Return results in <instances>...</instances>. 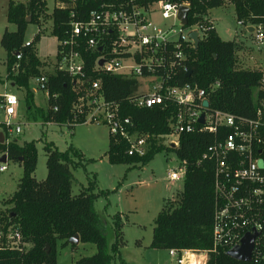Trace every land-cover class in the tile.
I'll list each match as a JSON object with an SVG mask.
<instances>
[{"label":"trees","instance_id":"16d2710c","mask_svg":"<svg viewBox=\"0 0 264 264\" xmlns=\"http://www.w3.org/2000/svg\"><path fill=\"white\" fill-rule=\"evenodd\" d=\"M55 6L50 14L51 34L57 41L66 38L69 31L70 8ZM62 1V0H61ZM189 7L187 26L210 27L204 19L212 9L231 5L237 23L242 27L264 26V0H173ZM85 11L95 7L93 2H82ZM46 13V0H28L27 3H15L10 0L7 6L6 20L15 26L14 32L4 31L0 37V46L6 52L7 80L12 86L26 89L27 109L32 108V94L28 90L30 80L41 77V60L36 56L35 43L40 33L34 35L29 44L25 35L29 24H38V19ZM81 21V0L76 1L75 16ZM212 25V24H211ZM238 45L234 41H223L214 27L205 31L197 47L189 50L185 72L176 76L177 84H189L197 89H207L209 84L219 83V87L209 92L207 101L210 110L222 111L235 116L251 118L255 111V97L260 72L236 68ZM81 54V45L79 47ZM20 54V60L16 55ZM96 53H83L85 58L84 77H70L64 71L54 70L46 76L43 90L47 94L46 109L39 115L45 123L67 126L72 130L81 125V119L74 115L78 100L91 87L93 81H99V93L108 103L118 106L119 116L129 118L138 134L155 137L170 133L169 120L174 114V105H156L138 109L130 102L137 92L138 81L132 77L115 76L100 71H92ZM57 56V55H56ZM18 63V72L13 66ZM132 129V128H130ZM214 141L207 133L184 134L180 136L179 146L175 149L164 148L158 141L152 140L144 157L127 156L126 140L109 137L106 158L109 164L144 165L156 154L165 150L173 152L178 161H185L186 173L183 189L176 204L164 205L158 213L152 230L149 248L154 250H192L205 252L212 248L211 231L213 218V176L214 165L211 160L200 162L207 147ZM0 152L7 160L19 162L23 176L19 180L13 195L5 201L10 205L7 213H2L8 224L18 227L23 241L29 244L25 251L0 252V264H57V241L68 244L69 239L78 236L79 243L92 244L96 248L94 255L83 257L72 264H111L112 255L107 250L104 226L107 224L94 209L96 196L92 186L73 195L74 162L82 155L70 147L65 153L59 152L52 144L44 147L47 174L44 180L37 181L32 176L37 161L34 143L18 146L14 141L0 144ZM21 159V160H20ZM115 242L111 253L123 246L121 223L114 217ZM124 264V263H123ZM207 264H264V262H238L227 255L226 250L208 252Z\"/></svg>","mask_w":264,"mask_h":264},{"label":"built area","instance_id":"2783aa9c","mask_svg":"<svg viewBox=\"0 0 264 264\" xmlns=\"http://www.w3.org/2000/svg\"><path fill=\"white\" fill-rule=\"evenodd\" d=\"M76 1L60 0L56 4L60 9L70 8V21L67 37L58 41L55 69L82 79L86 65L83 53H96L92 71L138 81L137 92L130 101L136 108L174 105L176 110L169 120V134L158 137L138 134L129 118L119 116L118 106L106 102L98 92L99 81H93L87 94L78 100L75 120L82 117L81 125L107 126L111 137L127 141V156L144 157L152 140L164 148L175 149L184 134L207 133L214 138L200 159V162L211 160L214 165L212 248L205 252L171 249L169 256L176 264H192L194 254L202 253L206 257L203 264H207L208 252H228L239 247L246 235H255L251 261L264 262V70H258L256 107L251 118L210 110L207 96L219 83L197 89L189 84L178 85L176 79L179 73H189L184 62L189 50L195 48L189 35L197 33L199 42L202 34L213 27L208 14L204 19L210 27H188L178 14L182 7L189 14V7L177 1L90 0L95 7L85 11L82 7L85 0H81V21H77ZM159 21L172 25L166 27ZM175 23L179 26L177 30ZM237 25L242 27L241 23ZM248 28L253 29L256 46H264V26L244 27L246 31ZM20 57L19 54L15 58L19 61ZM32 80L43 90L45 76ZM205 101L207 107L203 106ZM18 102L13 94H0V132L4 143L21 133L20 123L15 121ZM3 156L5 162L1 161ZM7 161L0 152V173L7 170ZM185 173L186 163L179 161L177 171H169L167 179L172 183L184 181ZM28 248L18 227L8 224L0 212V252Z\"/></svg>","mask_w":264,"mask_h":264},{"label":"rangeland","instance_id":"374dc122","mask_svg":"<svg viewBox=\"0 0 264 264\" xmlns=\"http://www.w3.org/2000/svg\"><path fill=\"white\" fill-rule=\"evenodd\" d=\"M28 0H14L15 3H27ZM10 0H0V37L4 33L14 32L15 26L6 20L7 6ZM55 0H46V13L38 19V24H29L25 42L29 43L34 35L40 33L35 43L36 56L41 60V76L54 73L58 41L51 34L52 20L50 14ZM214 30L223 41H234L238 45L236 68L245 70H264V46L257 47L254 36L244 27L237 25L234 7L224 5L212 9ZM162 23V21H159ZM166 27L171 22L162 23ZM175 29L179 28L175 23ZM6 52L0 46V94H13L18 98L15 121L20 123L21 133L11 138L18 146L34 143L37 155L36 167L32 176L37 181L45 179L46 155L44 147L52 144L55 149L65 153L70 147L77 150L82 158L70 156L75 163L71 169L73 175L72 193L78 195L82 189L92 186L96 196L95 211L106 221L104 231L107 239V250L112 255L111 264H176L167 250L149 248L154 221L164 205L176 204L183 189V181L169 182V171H177L179 161L173 152L161 151L147 164L128 165L109 164L106 158L110 133L102 124L76 125L72 130L67 126L45 123L39 111L46 109L47 94L35 85L28 83L31 92L32 108L27 109L26 89L11 85L7 80ZM239 66V67H238ZM243 66V68H242ZM18 72V63L14 66ZM166 141V139H164ZM7 170L0 173V212L7 213L10 205L5 204L16 190L23 176L22 165L14 160L7 161ZM121 223V239L123 246L111 253L115 242L114 217ZM57 264H72L83 257L95 254L92 244L78 243L64 245L57 241ZM192 264H203L204 254H194ZM207 260V259H206Z\"/></svg>","mask_w":264,"mask_h":264},{"label":"water","instance_id":"95a60500","mask_svg":"<svg viewBox=\"0 0 264 264\" xmlns=\"http://www.w3.org/2000/svg\"><path fill=\"white\" fill-rule=\"evenodd\" d=\"M187 14H188V9L185 7H182L179 11L178 18L180 19V21L183 24L187 23ZM247 31L249 33H252L253 29L248 28ZM189 37L195 43V47H197V45H198L197 33H191L189 35ZM99 64H101V62ZM189 75H190V73L187 74V76H189ZM203 106L207 107L206 101L203 102ZM203 116L204 115H202L200 117V120H199V122L201 124L203 123ZM3 143H4V135L2 132H0V144H3ZM1 161L5 162V156H3L1 158ZM254 237H255V235H246L243 238L241 245L237 248H234V249L228 251L227 255L235 261L243 262V263H249L251 261V255H252V251H253ZM69 243L72 245H77L79 243L78 236L75 235L73 238L69 239Z\"/></svg>","mask_w":264,"mask_h":264},{"label":"crops","instance_id":"0c3cea01","mask_svg":"<svg viewBox=\"0 0 264 264\" xmlns=\"http://www.w3.org/2000/svg\"><path fill=\"white\" fill-rule=\"evenodd\" d=\"M211 11V10H210ZM208 17H209V19L211 20V22H212V24H213V19L210 17V12L208 13ZM213 27H214V25H213ZM221 39V38H220ZM239 67V66H238ZM242 68H243V66H242ZM239 69H240V67H239Z\"/></svg>","mask_w":264,"mask_h":264}]
</instances>
